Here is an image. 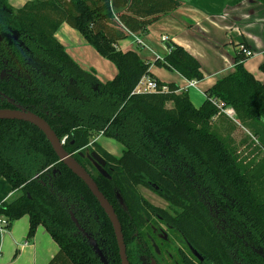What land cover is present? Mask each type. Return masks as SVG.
<instances>
[{
	"label": "trees",
	"instance_id": "16d2710c",
	"mask_svg": "<svg viewBox=\"0 0 264 264\" xmlns=\"http://www.w3.org/2000/svg\"><path fill=\"white\" fill-rule=\"evenodd\" d=\"M181 4L180 0H35L16 9L9 0H0V70L13 69L17 77L0 83V89L45 117L60 138L68 136L64 147L69 153L92 150L93 145L114 162L113 179L95 181L121 223L124 209L118 194L131 214L125 220L131 221L130 227L140 226L150 205L137 186H159L175 206L176 225L191 245L212 264H233L217 233L201 217V205L185 201V189L172 172L185 175L192 169L207 184L218 179L234 183L235 218L264 246V199L252 193L246 177L249 168L235 161L231 137H221L212 123L226 106L234 107L242 125L256 138L259 155L264 153V83L246 69V56L239 50L235 71L206 92L199 108L188 92L177 93L179 87L173 83L167 84L168 93H137L134 89L149 74L151 63L116 45L131 34L147 33L155 19ZM64 22L117 65L119 74L114 80L102 83L69 56L55 38ZM168 46L163 60L155 61L158 65L189 80L204 78L197 58L176 43ZM260 69L264 72V63ZM10 106L5 100L3 107ZM94 134L121 142L126 147L123 155L117 158L97 141L91 143ZM53 168L57 173L48 175ZM0 173L20 191L17 198L0 206V216L7 217L10 228L28 214L29 235L43 225L60 247L48 264H103L79 234L69 213L71 205L80 218L87 205L99 215L95 230L109 242L113 263L121 264L108 216L88 186L59 160L39 128L0 119ZM186 264L195 263L186 259Z\"/></svg>",
	"mask_w": 264,
	"mask_h": 264
},
{
	"label": "crops",
	"instance_id": "0c3cea01",
	"mask_svg": "<svg viewBox=\"0 0 264 264\" xmlns=\"http://www.w3.org/2000/svg\"><path fill=\"white\" fill-rule=\"evenodd\" d=\"M34 1L9 0V3L20 9ZM180 1L182 4L178 8L155 19L147 33L131 34L119 40L117 47L123 52L134 51L150 62L148 76L165 84L178 85L177 93L188 92L196 108L204 104L206 92L211 87L235 71V57L240 45L245 44L253 53L245 59L246 69L264 83V72L260 69L264 63V3L258 0ZM137 37L141 43L137 42ZM164 37L167 40H163ZM55 38L83 70L93 71L102 83L114 80L119 74L117 65L101 55L78 29L68 23L59 26ZM169 43L182 46L198 59L204 76L202 80H189L178 71L155 62L159 57L163 60L169 53ZM193 80L197 81L196 87L188 88V83ZM125 149L116 157H121ZM15 194L10 182L0 173V206L12 201ZM2 218L7 220L4 215L0 216ZM29 231L28 214L15 220L10 228L3 230L0 227V264H48L59 252V245L43 225L34 235H29ZM89 246L94 251L93 246Z\"/></svg>",
	"mask_w": 264,
	"mask_h": 264
},
{
	"label": "flooded vegetation",
	"instance_id": "af4514ba",
	"mask_svg": "<svg viewBox=\"0 0 264 264\" xmlns=\"http://www.w3.org/2000/svg\"><path fill=\"white\" fill-rule=\"evenodd\" d=\"M13 78H17L13 69L0 70V83H9ZM8 97L0 89V108H16V105L26 108L9 97L13 99V103H11L7 99ZM5 100L11 103L12 107H3ZM92 148V150L88 149L85 152L79 151L71 154L94 180L111 181L113 179L111 172H115L114 162L102 151L97 150L94 146ZM93 152H97L106 161L105 166L93 156ZM57 171V169L53 168L52 173L48 175H55ZM105 171H107L108 175H106ZM172 176L185 189L187 195L185 201H188L189 204L199 203L201 205L203 210L201 217H203L206 225H210L213 231L217 233L220 241L226 247V254L233 264H264V246L257 244L253 240L252 234L244 230L240 226V222L235 218L234 183L226 184L218 179L215 184H207L199 179L196 172L192 169L190 172L186 170L185 175L172 172ZM154 189L157 194L166 199L173 207H169L171 211H168L149 204L148 214H145V220L141 222L140 226L134 225L130 227L131 221L127 222L125 218H131V214L126 203L121 204L124 209L121 212L123 218L121 225L130 264H186V259L195 264H212L207 256L199 253L191 245L182 230L177 227L176 217L178 214L175 212V206L162 192L163 189L159 186H155ZM151 207L160 208V211L151 209ZM73 211L74 205H71L69 213L77 220L78 226L76 225V227L82 238L87 240L89 244L94 242L109 261L114 264L109 242L102 233L95 230L100 223L99 215L94 212L91 213L88 205L82 210L84 216L81 218L76 216L77 213L75 214Z\"/></svg>",
	"mask_w": 264,
	"mask_h": 264
},
{
	"label": "rangeland",
	"instance_id": "374dc122",
	"mask_svg": "<svg viewBox=\"0 0 264 264\" xmlns=\"http://www.w3.org/2000/svg\"><path fill=\"white\" fill-rule=\"evenodd\" d=\"M172 106V103L169 104ZM239 113L232 106H226L225 111L218 113L214 120L213 125L221 135V137H231V148L235 150L233 152L235 161L240 165L248 166L246 170V177L252 193L259 199H264V173L260 166L264 167V153L259 155L256 138L251 132L242 125L239 119ZM238 121L240 123H238ZM220 124V125H219ZM230 128V129H229ZM98 141L103 149H106L109 153L116 156L122 154V149L125 146L118 140L111 137H104L102 134H94L91 137V143ZM103 145V146H102ZM93 147V145H91ZM97 149V148H96ZM98 150V149H97ZM138 190L143 198L150 204L156 207L164 208L171 211L169 207H173L170 203L157 194L152 187H148L144 184H139ZM20 195V191H17L14 199Z\"/></svg>",
	"mask_w": 264,
	"mask_h": 264
},
{
	"label": "water",
	"instance_id": "95a60500",
	"mask_svg": "<svg viewBox=\"0 0 264 264\" xmlns=\"http://www.w3.org/2000/svg\"><path fill=\"white\" fill-rule=\"evenodd\" d=\"M11 103H13V99L7 98ZM0 119H12L19 120L31 123L38 127L46 136L47 140L52 145L54 151L56 152L59 159L74 173L76 174L82 181L88 186L92 194L98 200L99 204L108 215L116 236L117 244L119 247V254L121 259V264H130L127 255V245L125 243V238L122 230V225L119 220V217L115 211L114 206L107 199V197L100 190L96 181L92 178V176L87 172V170L77 161V159L70 154L64 147L63 140L56 134L48 121L43 118L41 115L28 110L21 105H16V108H0ZM93 156L103 165H106V161L97 153L93 152ZM106 175L107 174V171ZM155 187V186H154ZM158 189V187H156ZM120 203H124L123 197L121 194H118ZM73 221L78 226L77 220L72 216ZM93 246V249L96 255L99 257L100 261L103 264H112L107 256L98 248L94 242L90 243Z\"/></svg>",
	"mask_w": 264,
	"mask_h": 264
},
{
	"label": "built area",
	"instance_id": "2783aa9c",
	"mask_svg": "<svg viewBox=\"0 0 264 264\" xmlns=\"http://www.w3.org/2000/svg\"><path fill=\"white\" fill-rule=\"evenodd\" d=\"M163 40H167V38L164 37ZM137 42L138 43H141L142 40L139 37H137ZM239 50L242 51V53L246 57H250L253 54L252 51L246 47L245 44L244 45H241L239 47ZM160 58L161 57H159L158 59H160ZM196 84H197V81L196 80H193V81H190L188 83V86L187 87L188 88H190V87H196ZM134 92H137V93H152V92H155V93H168V92H170V88H169V86L167 84L160 83L155 78H152V77H150L148 75H145V76H143L139 80V82H138V84H137ZM214 103H216L217 105H219L220 108L223 107V104H219L217 101H214ZM223 110L225 111V109H223ZM66 139H67V137H65L63 139V142L64 143L66 142ZM7 222L8 221L6 219H3V218L0 219V227H1V229L4 230L5 228H7L6 227Z\"/></svg>",
	"mask_w": 264,
	"mask_h": 264
}]
</instances>
